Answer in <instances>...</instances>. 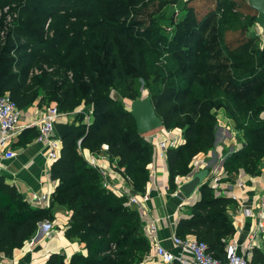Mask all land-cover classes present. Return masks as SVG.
Here are the masks:
<instances>
[{
    "label": "trees",
    "instance_id": "1",
    "mask_svg": "<svg viewBox=\"0 0 264 264\" xmlns=\"http://www.w3.org/2000/svg\"><path fill=\"white\" fill-rule=\"evenodd\" d=\"M156 1L161 10L180 0ZM72 2L62 9V0H0V32L8 26L0 42V96L8 92L22 110L35 103L57 106L64 113L84 109L53 161L50 173L57 187L49 208L30 204L16 185L0 175V259L13 257L16 249L31 241L39 223L52 221V206L57 203L71 212L66 238L79 239L86 252L71 259L54 252L41 264H135L151 249L140 213L126 205V197L103 184L99 170L89 165L83 151L101 153L108 145L105 153L130 178V188L147 191L154 147L138 132L131 109L119 99L141 98V80L163 127L183 130L184 142L166 151L171 188L177 187L179 177L190 175L198 154L213 147L220 109H225L244 138V146L225 159L223 169L255 174L264 160V42L261 47L260 36L250 32L256 19L245 22L246 27L232 13L234 6L228 0L218 4L224 17L209 40L213 41L210 49L201 47L208 31H202L193 9L170 39L155 21L137 32L133 23H121L120 11L100 0ZM213 20L211 16L208 21ZM45 21L54 30L50 42L35 29ZM239 26L246 34L228 46L226 31L235 32ZM23 42L33 55L27 54ZM220 45L226 46L218 51ZM59 46H66L64 57L53 52ZM222 57L228 65L220 68L214 63ZM40 63L57 69L54 74L44 70L32 74V66ZM221 72L232 73L235 79L218 80ZM218 90L234 99L219 101ZM90 111L87 123L85 113ZM30 134L32 139L38 132L32 128ZM200 192L191 215L179 218L177 235L205 241L209 252L225 259L227 238L234 232L230 199L216 196L208 183ZM249 264H264V254L254 249Z\"/></svg>",
    "mask_w": 264,
    "mask_h": 264
},
{
    "label": "crops",
    "instance_id": "2",
    "mask_svg": "<svg viewBox=\"0 0 264 264\" xmlns=\"http://www.w3.org/2000/svg\"><path fill=\"white\" fill-rule=\"evenodd\" d=\"M254 30L257 32L256 35L260 36V46L263 47L262 30L259 29V34L256 27L251 32ZM46 107H39L35 103L23 110V116L18 125L19 133L11 140L10 145L11 149L16 151L17 156L13 159H6V149L0 147V175L16 185L24 199L30 204L35 207L49 208L52 195L57 187L50 173L53 161L47 157L49 150L45 144L38 142L37 137L29 138L30 129L33 128L38 132L37 128L29 126L30 123L39 121L44 116ZM83 110V107H79L73 113H66L67 115L62 116L58 122L75 123L77 116L75 113H81ZM217 116L219 119L215 133L217 142L210 150L195 157L198 168L196 171L209 169V178L206 179V183L210 185L216 196L224 195L230 199L228 211L234 232L227 238V243L237 241L241 253L249 256L250 259L254 249L264 254V160L259 164L255 174H248L243 169L239 172L228 173L226 169H223L225 159L244 146V138L227 116L225 109L217 111ZM161 134L159 137L156 135V138L148 139L153 144L154 154L150 164L151 181L144 193H138L130 188L128 180L117 168V160L111 161L104 148L101 153H93L85 149L83 156L92 167L91 162L95 160L103 184L107 182L108 188L115 193L120 195L121 192L124 195L128 193L136 196L141 202L145 194L149 195V199L146 202L143 201V208L135 206L141 216L143 231L147 236V222L152 219L158 220L159 237L163 245L170 250H176L170 238L177 234L179 218L191 215V205L200 200L201 192L198 189L191 198L182 193L180 186L188 181L187 177H179L177 187L174 189L170 187L167 156L166 158L161 156L162 145L159 143L164 141L165 144H169L170 139L175 136L184 141V136L178 134V131L168 133L165 130ZM59 146L61 151V139ZM163 147L166 153L170 144L163 145ZM216 169H222L219 175L221 179L218 182L214 180ZM43 195L48 197L47 201L42 203L35 201ZM52 212L54 219L39 223L38 231L31 241L25 244L24 248L16 249L13 257H1L0 264H41L54 252L64 255L67 259H71L74 254L86 252L85 244L79 239L69 240L65 236L71 215L69 209L56 203L52 206ZM30 242L34 244L31 245ZM153 254L154 245L151 243L149 256L135 264H162L152 256Z\"/></svg>",
    "mask_w": 264,
    "mask_h": 264
},
{
    "label": "rangeland",
    "instance_id": "3",
    "mask_svg": "<svg viewBox=\"0 0 264 264\" xmlns=\"http://www.w3.org/2000/svg\"><path fill=\"white\" fill-rule=\"evenodd\" d=\"M100 1L101 3L104 2L105 4H107L108 8L111 6L113 9L120 11L119 13L122 16L121 23H133V25L136 27L137 32L139 30L142 31L144 27H149L155 21V23L158 24L160 27H162L164 32H166V34L169 35L170 39L173 38L175 34L177 33L178 31L177 25H179L182 21H184V19L188 16L189 11L193 9L196 15V19L198 20L199 23H201L200 26L203 29L202 31L204 30L208 31L206 41L201 47H204V48L209 47V49L211 48V45L213 44V41L209 42V40L213 35L216 36V34L218 33L221 27L220 26L221 18L224 17L223 10L219 11V8H218V4L222 0H180L177 4L169 5L161 10L158 9V5H157L158 2L156 0L154 1L153 0H100ZM228 1L231 3V5L233 3L234 8L232 9L233 10L232 13L238 16L241 23L245 24V22H248V20L253 17L256 19L258 13L255 9H253L249 5L248 0H228ZM73 4L74 3L72 2V0H62V9H66V7L72 6ZM123 7L127 10V12H125V10L124 11L121 10ZM211 16L214 18V20L212 23H209L208 20ZM10 19L11 17L8 16L7 20L10 21ZM49 23H50L49 21L38 22L35 29L39 31L40 34L45 35V39L50 42L54 35V30ZM254 24L255 25L251 28L255 29L256 27V30L258 31V34H259L260 28L257 25L256 20H254ZM246 25L247 24H245V26ZM7 29H8V26L7 27L5 26L4 29H2V31L0 32V42H3L5 40ZM245 34L246 33L242 30L240 26L237 27L235 32L231 30L226 31L225 33L226 44L228 46L236 45L238 41L242 40ZM251 34L256 35L257 32H255L254 30L253 32H251ZM260 35H261V32H260ZM258 39H259V36H258ZM25 43L27 44V42H23V44L28 47L27 54H32L30 51L31 47L29 45H26ZM258 45H259V42H258ZM225 46L220 45L219 47H216V49L218 51H221ZM65 50H66V46H62V47L59 46V47H55L53 52L58 53L64 57L66 53ZM191 50L195 51L196 48H192ZM214 50H211V51H214ZM214 64L218 65L220 68H223L226 65H228V60L222 57L218 60V62H215ZM56 69H57V66L49 65L48 63H43V64L40 63L39 65L35 64L32 66L31 73L40 74L44 70L47 74H54ZM57 75L60 76L61 74H57ZM69 78L72 79L71 74H69ZM220 78H222L223 80L226 79L228 81L230 79L234 80L235 76L232 73L225 74L221 72L217 75V79L220 80ZM139 82L141 83L140 88H141V91L143 92V96L139 98L138 100L144 97H149L147 94L148 92H146L142 87V81L139 80ZM113 93L116 96H118V93L116 90L113 91ZM216 93L220 94L219 101L225 102L226 97L232 100L234 99V97H228V95L224 94V92L221 93L220 90H218ZM119 99H121L123 103H125L124 105L130 109L132 107V104L135 102L133 100L123 98L122 96H119ZM244 119H246V117ZM165 130L168 133L178 131V134L183 135V130H169L164 127H161L148 134H145L144 137L146 139H150V137L156 138V135H158L157 137H159L160 135H162L161 133H163V131ZM182 142L184 141L180 140V142H178V145H180ZM169 144H171V139H170ZM169 144L168 143L165 144L164 141H161L159 143V145H169ZM149 254H150V251L145 255L144 259L147 258Z\"/></svg>",
    "mask_w": 264,
    "mask_h": 264
},
{
    "label": "built area",
    "instance_id": "4",
    "mask_svg": "<svg viewBox=\"0 0 264 264\" xmlns=\"http://www.w3.org/2000/svg\"><path fill=\"white\" fill-rule=\"evenodd\" d=\"M82 113V112H81ZM66 113L61 112L57 106H47L44 116L39 121L30 123V127H35L38 130L37 141L45 144L48 147L47 157L50 161L56 160L60 155L59 137L56 132L55 123H57ZM79 114V113H78ZM75 113V115H78ZM67 115V114H66ZM23 116V110L17 105L7 92L0 96V147L6 149V159H13L17 156L16 151L11 149V140L19 133L18 125ZM92 111L85 113V121L90 123ZM179 138L175 136L171 139L170 147H178ZM104 150H108V145H104ZM161 156L166 158L165 147L162 145ZM92 165L98 169V165L93 160ZM197 165L187 178L196 172ZM99 170V169H98ZM222 169H216L214 180L220 181L219 176ZM127 180H130L128 177ZM104 185L108 187V183ZM121 196L126 197V205L128 207L139 206L143 208V203L149 199V195L143 196L141 202L136 196H131L128 193H122ZM48 200V197L43 195L35 199L36 202L42 203ZM146 234L150 242L154 245L153 257L162 264H172L178 261L179 264H249V256L241 253L237 241H231L226 246V258L215 257L209 252L208 244L198 238H182L177 234L173 235L170 240L176 250L166 248L159 237L158 220L152 219L147 222ZM33 245V242H30Z\"/></svg>",
    "mask_w": 264,
    "mask_h": 264
},
{
    "label": "water",
    "instance_id": "5",
    "mask_svg": "<svg viewBox=\"0 0 264 264\" xmlns=\"http://www.w3.org/2000/svg\"><path fill=\"white\" fill-rule=\"evenodd\" d=\"M249 5L258 13L256 23L262 30L264 36V0H248ZM131 112L136 120L138 132L142 135L148 134L154 130L163 127V120L157 114L156 109L150 97H144L132 104ZM55 128L60 139H63L72 133L76 128V123H55ZM217 140H215V143ZM209 169L196 171L188 181L180 186L182 193L191 198L195 192L206 184L209 178Z\"/></svg>",
    "mask_w": 264,
    "mask_h": 264
}]
</instances>
